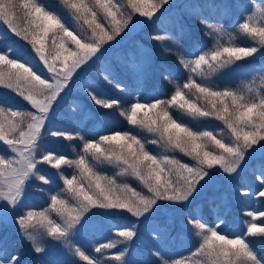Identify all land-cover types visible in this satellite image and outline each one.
Masks as SVG:
<instances>
[{
  "label": "snow or ice",
  "instance_id": "6c2138e0",
  "mask_svg": "<svg viewBox=\"0 0 264 264\" xmlns=\"http://www.w3.org/2000/svg\"><path fill=\"white\" fill-rule=\"evenodd\" d=\"M59 2L78 28L66 23L64 16L42 0H0V21L14 36L27 41L35 53L30 59H22L11 48L0 52V89L11 90L34 109L9 110L0 97V144L4 146V152H0V221H14L40 264H62L54 258L44 259L55 248L78 256L85 264H100L86 255L78 243L84 234L99 228H107L122 241L141 239L147 257L138 264H180L170 262L161 247V242L172 235L170 229L200 235L202 239L193 254L208 257L210 264H264V254L251 247L245 235L229 238L221 227L223 221L209 226L194 212L186 213L179 226L165 222L152 227L147 236L139 230V225L162 207H189L194 193L212 181V170L217 166L231 175L254 153L260 152L264 158V92L250 98L212 81L227 65L264 51V23H257L258 17L264 20V0L236 5L243 10L236 21L238 31L254 41L253 45H233L232 35L218 21L202 15L201 5L195 2L179 6L181 10L171 30L158 29L150 34V43L139 52V62L130 66L135 83L139 85L154 75L169 83L178 81L183 74L177 66L189 73L168 98L155 95L149 102L140 99L142 93L135 89L137 99L120 111L129 125L142 128L153 139L127 131L97 132L95 137L86 138L64 130L53 123V118L85 66L103 59L108 51L105 44L110 48L109 42L119 43L115 38L138 22L134 16L156 23L173 7L172 0H127L131 9L128 12L118 0ZM21 19L23 28L18 23ZM194 32L203 33V37L197 36L199 42L193 41ZM209 40L214 41L210 48ZM117 74L113 65L105 64L100 70L101 81L85 79L79 84V91L98 109H119L122 101L104 98L103 91L104 84L128 91L115 78ZM156 86H161L160 79ZM174 107L186 110L193 118L222 122L231 133L232 143H225L212 131H201L176 120L170 113ZM61 139L81 141L78 158L66 157L54 147ZM148 143L161 145L165 152L183 153L195 164L190 166L173 156L152 152L146 147ZM88 157L98 165L114 166L119 169L118 175L136 177L147 194L101 175ZM44 165L56 170L54 175L62 181V188L57 185L52 190L53 176L45 174ZM62 165L77 169L79 175L67 178ZM34 180L48 187H36ZM256 180L259 191L255 195L264 197V171ZM31 188L49 196L50 202L43 211L34 210L27 203ZM248 194L249 190L243 192ZM53 212L59 220L50 215ZM129 214L135 220H128ZM246 215L251 217V222H246L247 235H264V225L255 223L264 217V211H248ZM122 241L110 238L94 251L104 257V264H130L126 258L130 248L127 244L120 247ZM110 249L116 251H105ZM0 264H22V257L0 243ZM67 264L78 261L72 259Z\"/></svg>",
  "mask_w": 264,
  "mask_h": 264
},
{
  "label": "rangeland",
  "instance_id": "374dc122",
  "mask_svg": "<svg viewBox=\"0 0 264 264\" xmlns=\"http://www.w3.org/2000/svg\"><path fill=\"white\" fill-rule=\"evenodd\" d=\"M54 1L42 0L44 4L54 10L59 8L60 14L65 17V22L72 27L78 28L79 26L77 23L67 15L64 7L60 5L59 0ZM190 2H195L199 5L203 3L202 0H172L173 7L154 24L147 21L146 18L134 16V19H137L138 22L130 26V31L125 29L121 32L120 36L115 38L119 43L115 41L109 42L112 44L110 48L108 44H105L104 47L108 48V51L105 53L103 59L94 65L85 66V70L81 73L79 80L72 85V92L57 108L53 123L61 125L64 130L71 133L74 131L73 128L77 127V131L88 137L95 136L97 132L107 130L111 127V123L113 122V117L111 116L112 109H98L90 101H86L83 93L79 91V84L85 79L101 81L100 70L105 64H111L117 69L118 74L115 75V78L128 89V91L121 92L116 88L104 84V98H106L107 95L109 96V93L116 95V97L130 98L132 94H136L135 89L137 88L146 98H153L155 95H158L162 88V78H159L158 75H154L152 78L146 79L137 85L132 78L130 66L139 62V52L150 43V34L158 29L171 30L176 15L181 10L179 6ZM249 2L250 0H218L212 10L208 9L209 6H201L200 13L202 15H205V12L208 14L220 13L221 18L226 20V23L222 20L219 24L232 35L233 39L231 43L233 45H253L254 41L245 37L243 33H240L236 25V21L240 18L243 11L241 8L236 7V5L238 3L248 4ZM255 2L259 3V0H255ZM119 3L125 8L126 12L131 11V9L127 7V0H119ZM209 3L211 4V2ZM223 5H228L229 7H223ZM257 23H264V20L258 17ZM20 26L23 28L24 21H22ZM197 36L203 37V33L194 32L192 37L194 42H199L197 41ZM213 44L214 41L209 40L207 42V47L210 48ZM9 48L13 49L14 53L19 54L22 59H30L35 56V53L31 49V45L27 41L14 36V34L7 29V26L0 21V52L6 51ZM170 63H174V60L170 61ZM177 67L180 71H186L187 74H189L188 71L182 67ZM125 68L129 70H125ZM44 72L47 74L46 69ZM48 75L50 76V74ZM157 79H160L161 86H156ZM196 79H200V77H196ZM212 81L219 87L227 85L232 90L240 92L246 97L254 98L256 95L264 92V87H262V85H264V51L254 54L253 57L227 65L212 77ZM132 89H134L135 92H132ZM0 97L9 105V110L22 109L25 111H34V109H31V105L23 101L22 98L17 97L11 90L0 89ZM105 112L108 113V115H100V113ZM93 113H95V115H93ZM183 122L201 131H212L214 135L225 143H232L233 138L230 131L213 118L189 117L183 120ZM153 138L154 137L149 134L148 139ZM73 142L74 140L69 141L61 139L54 147L66 157L75 159L78 158L80 150L79 152L73 151ZM152 145L156 147L157 150L155 153L157 154L173 156L180 160L181 163H187L190 166L195 164L190 157L183 153L178 151L174 153L165 152V149L161 145ZM0 152H4V146L2 144H0ZM5 154L11 155V153ZM88 160L101 175H103L104 172L107 173V175L117 174L119 172V169H116L114 166L98 165L92 161L90 157H88ZM43 169L46 175L53 176L52 190H55L57 185L61 188L63 187L62 181L54 175L56 172L55 169H51L48 165H44ZM61 170L65 173L67 178H71L73 174L79 175L77 169L70 168L67 165H62ZM212 171L214 172L212 181H210L209 185L202 188L199 193H194L195 199L192 200L189 207L172 210L165 206L158 209L150 220L144 221L139 225L141 234L147 236L152 227L161 226L165 222L169 225L174 224L179 226L181 218L184 217L186 213L194 212L198 217H202L207 221L209 226L216 224L217 221H223L221 227L229 238L245 235L246 239L251 242V247L258 253L264 254V235H247L246 231V222H251V217L247 216L246 213L248 211L253 213L264 211V197L255 195V193L259 191V181L256 180V175L264 171V158L261 157V153L256 152L247 157L246 161L241 163L240 168L235 174L230 175L225 173L222 169H219L218 166ZM124 176L125 174L119 175V178ZM130 177V182H124L120 185L127 186L141 194H147L146 187L136 177ZM33 185L36 187H48L35 180L33 181ZM245 190H250L247 196L243 195ZM127 194L131 195V193ZM49 202L50 198L47 193L36 191L35 188L29 190L27 203L32 205L34 210L43 211L45 205ZM50 215L54 219L59 220V217H57L54 212L50 213ZM127 218L128 220H135L130 214ZM255 223L258 226L264 225V217L255 221ZM12 229L18 232L20 247L27 250L25 260L27 262L29 260L30 262L40 260L37 258L36 254L30 251L28 243L19 235L18 228L14 221H0V243L7 240ZM170 231L172 235L161 242L162 250L165 255L170 258V262H180V264H210L208 257L193 254L198 242L202 239L200 235H189L174 229H170ZM110 238L122 241V238L114 237V234L107 228H99L84 234L78 243L81 245L86 255L92 257L94 260H99L100 264H104V257L96 253L94 249L102 243L109 242ZM125 244L130 248V254L126 257L130 264H138V262L143 261L147 257V252L144 250L141 239L134 238L132 241H122L120 247H124ZM105 251L115 252L116 250L110 249ZM65 252L66 250L61 251L59 248H55L47 257H44V259L48 260L54 258L61 261L62 264H67L68 261L76 259L78 264H85V261L79 260L78 256L65 254ZM111 264H118V262L112 261Z\"/></svg>",
  "mask_w": 264,
  "mask_h": 264
},
{
  "label": "trees",
  "instance_id": "16d2710c",
  "mask_svg": "<svg viewBox=\"0 0 264 264\" xmlns=\"http://www.w3.org/2000/svg\"><path fill=\"white\" fill-rule=\"evenodd\" d=\"M118 2H119V0H118ZM202 2H203L201 4L202 7H204V6L208 7L209 6L208 9L212 10V8H214L213 6H215V4H216V2H218V0H202ZM209 2H211L212 5ZM61 6H63V5H61ZM54 8H57V7H54ZM57 10L60 13V9L57 8ZM204 16L207 17L208 19L212 20V21L221 22L223 20L224 23H226V20L221 18L220 13H218V12L215 13V14L214 13L208 14L207 12H205ZM22 21H23L22 19L18 21L19 25L22 24ZM179 72L182 73L183 76L178 81L173 80L171 83H169L167 80H163L162 79V81H163L162 88H161V91L158 93L159 98H168V97H170V95L172 94V92L174 91V89L176 87V84L179 83V84L182 85L185 82V80H186V78L188 77L189 74H187L186 71H180L179 70ZM197 80H200V79H197ZM132 92H135L134 89H132ZM109 96L107 95L106 98L120 99L122 101V105H121V108H119V109H112L111 116L113 117V122L111 123V127L109 129H107V130H103V131H99V132H105V131H122L123 132V131H127V132H130L131 134L137 135L138 137L148 139L149 138V133H147L145 130H143L142 128H140L138 126L129 125L127 123L126 118L119 115L120 111H123V110L128 109L130 107V102H133L135 99H137L136 94H132L130 98L119 97V96L116 97V95H113L112 93H109ZM140 99L147 100V101L150 102L153 98H146L142 94ZM192 99L195 100V96H192ZM197 103H200V101H197ZM170 113L173 115V117L176 120L182 121V122H183V120L188 119L190 117L187 114L186 110H182V109L175 108V107L170 109ZM215 121H217V120H215ZM217 122L222 124V122H220V121H217ZM73 130H74L73 133H72L73 135H75L76 133H80L81 135H84L83 133L77 131L78 130L77 127H74ZM84 136L86 138H92V137H95L96 135L92 136V137H88L86 135H84ZM73 147L75 148L74 152H79L80 147H81V141L79 139H74V142L72 143V148ZM146 147L149 150H151L152 152H156V150H157L156 147H154L151 143L146 144ZM103 175L117 180L119 185L121 183H124V182H130V179H131L130 176H132L130 174H125L124 177L119 178V175H117V174H109V175H107V173H105V172L103 173ZM250 190H249V192H250ZM209 220H211V219H209ZM19 240L20 239L18 237V232L15 231L14 229H12L10 235L7 238V240L4 241V242H1V243L6 244L9 247L10 250L18 251L20 256L22 257V264H40V260H36L35 262H30V260L27 262L25 260L26 259V255H27V250L25 248H21L20 247Z\"/></svg>",
  "mask_w": 264,
  "mask_h": 264
}]
</instances>
